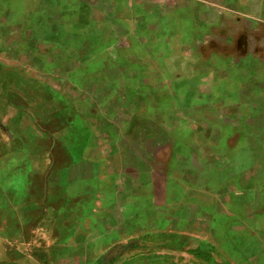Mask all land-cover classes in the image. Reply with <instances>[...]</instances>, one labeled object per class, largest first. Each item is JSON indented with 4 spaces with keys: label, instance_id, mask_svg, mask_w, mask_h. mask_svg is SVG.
Here are the masks:
<instances>
[{
    "label": "crops",
    "instance_id": "obj_1",
    "mask_svg": "<svg viewBox=\"0 0 264 264\" xmlns=\"http://www.w3.org/2000/svg\"><path fill=\"white\" fill-rule=\"evenodd\" d=\"M2 30L18 39L10 49L23 58L0 61V86L19 90L6 93L5 102L16 95L20 102H52L58 109L67 99L70 116L67 128L33 129L41 141L24 143L25 158L8 166L20 172L6 169L2 176L0 264H100L113 249L154 232L160 218L169 232L187 234L179 226L199 219L205 224L206 216L219 213L222 196L250 191L252 136L264 150V140H257L264 136V0H0ZM55 38L60 52L102 54L96 66L64 65L69 74L85 72L68 79V90L58 85L61 67L45 57L46 40ZM126 42L137 50L120 59L109 55L108 49H123ZM209 50L213 57L202 58L201 68L219 76L213 86L232 91L203 96L192 116L186 111L174 119L156 107L171 103L166 93L172 80L165 74L158 83L152 73L169 71L174 55L205 56ZM97 71L121 73L96 80L107 92L111 83L112 94H93ZM225 73L228 78L221 77ZM56 108L53 116L62 119ZM188 119L197 126L181 125L178 132L195 136L185 141L199 148L196 157L178 154L174 140L178 122L188 125ZM224 122L230 138L222 143L215 135L225 134ZM241 162L244 167H237Z\"/></svg>",
    "mask_w": 264,
    "mask_h": 264
},
{
    "label": "rangeland",
    "instance_id": "obj_2",
    "mask_svg": "<svg viewBox=\"0 0 264 264\" xmlns=\"http://www.w3.org/2000/svg\"><path fill=\"white\" fill-rule=\"evenodd\" d=\"M67 13L66 10H61L62 15H66ZM4 37H6V34L2 30L0 31V61L2 63H20L23 59L22 56L12 53L10 49L14 44L17 46L16 41L18 39L10 40L8 35L6 38ZM60 40L62 44L68 45L69 43L67 39L60 38ZM57 41L59 40L56 38L46 40L48 44L45 46L47 50L45 57L48 62H53L52 64H55V66L59 65L61 67V70L56 72L58 74L56 78H59L61 81V84L58 83V85L61 91H63L69 89L68 79L82 78L85 74L84 71H76L73 74H69L68 71L62 70L64 65L74 62H79V64H99L102 54L97 53L93 55V58H90L91 54L87 55L84 53L78 55V51L76 55H72L68 50L63 53L62 50L61 52L56 50L57 47L55 45L58 44ZM144 41V39H139V42ZM51 42L54 46L49 45ZM79 42L80 40H77L76 43ZM123 46V49L121 47V49H108L109 55L120 59L123 55L128 56L130 50H137V47H131L127 42ZM175 47L176 45L174 44ZM211 52L209 50L205 56L204 54L198 55L197 53L193 55L183 54L182 56L180 55L181 57L174 55L173 62L168 63V67H170L169 71L152 73L156 75L158 83H160V80L164 81L165 74L169 75L170 83L172 80L171 90L166 93L167 95H172L171 103L159 101L156 103V107L162 108L165 111H171L174 119L180 118L182 114L186 115V111H189L190 116H192V111L201 110L197 105L204 100L203 96L217 95L218 92H215V90L219 89L225 90L226 95L229 94L232 90L228 85L224 87L213 86V80L219 77L218 75L216 76L213 71L201 68L200 60L202 58L211 60L213 57ZM69 57H71V60H69ZM94 73L92 77L95 78V81L100 79L114 80L120 78L119 75H121L117 71L109 72V74H101L102 72L100 71ZM62 74L65 76H62ZM221 77L228 78V73L221 74ZM98 84L97 87L93 88L94 95H97V92L102 93V90L105 94L109 93L110 95L113 93L111 83L108 86V92L100 87L103 84L100 82ZM58 85L55 89H58ZM158 89H161V92L165 93L164 87L161 86ZM17 90V88L11 87H8L6 90L5 87L0 86V189L5 185L4 177L2 176H4L6 169H13L19 172L22 169L20 167L11 168L8 166L13 159L25 158L23 144L41 141L42 136H38L33 129L40 127L44 128L47 132H51L53 128L56 130L59 127V129L67 128L69 124L70 115L67 112L69 102L67 99L58 105L60 107L58 109L52 102L41 104L43 107H39L36 103L20 102L16 95H12L10 97L11 100L5 102V94H14ZM127 105L133 106L134 104L128 103ZM108 106L111 110L113 109L112 104H108ZM55 108L56 110H60L61 116L65 120L53 116L52 110ZM47 111L49 113L43 117V112ZM119 115L125 121L129 119L128 114L123 115V112H120ZM76 120V122L75 120L73 121V127L80 122L79 119ZM194 121L195 119H188L189 126L183 121L178 122L177 133L174 136L175 144H178L177 153L186 157L191 153L194 154L193 156L197 155L199 148H192L186 142L195 138V136L186 134L185 132L179 133L178 131L181 130V125V128L197 126V123H194ZM210 121V123H213L212 121L214 120L211 119ZM137 124L135 120L134 128L137 127ZM201 124L205 129L208 127L207 123L201 122ZM127 125V122L121 124L123 127H127ZM144 125L142 122L141 126ZM222 125L225 126L223 128L225 134H216L215 138L218 142L221 139L223 143V139L230 138L228 134L230 125L227 122H224ZM45 137V142H52V135H46ZM134 137L136 138V136ZM205 137H209L210 142L214 138L212 135H205ZM185 138H187L186 141ZM252 138L254 141V168L249 192L245 194L237 191L232 194L233 196H222L219 213L211 218L206 216L205 224L199 219V222H194L190 227H186V223H183V226H179V231L185 233V230L187 234L180 235V233L169 232L167 224L160 218L154 232L133 243L113 249V251L106 255L102 264H264V150L258 149L259 144L255 136H252ZM257 140H264V136H258ZM255 144L258 145L255 146ZM259 158H263V160L257 162ZM192 161L196 162V159L194 158ZM242 163L238 164L237 167H244ZM175 165V161H173L172 167H175ZM176 167L179 168V165L177 164ZM160 203L161 200L158 201V207L161 206ZM207 222H209V230H207Z\"/></svg>",
    "mask_w": 264,
    "mask_h": 264
},
{
    "label": "trees",
    "instance_id": "obj_3",
    "mask_svg": "<svg viewBox=\"0 0 264 264\" xmlns=\"http://www.w3.org/2000/svg\"><path fill=\"white\" fill-rule=\"evenodd\" d=\"M123 248H125V247H123ZM104 262V259L101 261V264Z\"/></svg>",
    "mask_w": 264,
    "mask_h": 264
}]
</instances>
